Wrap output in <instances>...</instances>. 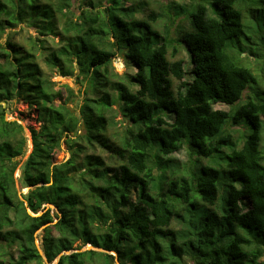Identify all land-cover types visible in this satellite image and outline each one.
Returning a JSON list of instances; mask_svg holds the SVG:
<instances>
[{
  "label": "trees",
  "instance_id": "1",
  "mask_svg": "<svg viewBox=\"0 0 264 264\" xmlns=\"http://www.w3.org/2000/svg\"><path fill=\"white\" fill-rule=\"evenodd\" d=\"M95 1L81 0L74 13L72 0H0V40L9 30L0 42V264H45L35 246L42 227L48 264L64 251L55 264H115L110 254L74 252L86 245L115 252L119 264H264V86L241 56L264 58V31L256 42L240 37L241 12L260 14L264 0H210L205 7L188 0L189 9H179L187 22L178 42L189 54L188 81L183 61L168 59L171 40L154 29L153 13L139 16L122 6L127 0ZM20 24L35 32L27 45L11 31ZM233 37H240L235 56L224 48ZM118 55L135 69L128 81L111 78ZM39 59L61 77L76 70L88 81L91 96L77 114ZM14 99L35 107L41 122L30 130L32 150L17 179L14 160L27 146L21 125L5 116ZM115 104L128 126L111 139ZM230 125L243 128L240 144ZM69 135V157L55 164ZM184 147L195 159L179 169L168 156Z\"/></svg>",
  "mask_w": 264,
  "mask_h": 264
},
{
  "label": "rangeland",
  "instance_id": "2",
  "mask_svg": "<svg viewBox=\"0 0 264 264\" xmlns=\"http://www.w3.org/2000/svg\"><path fill=\"white\" fill-rule=\"evenodd\" d=\"M73 1V7L71 10L74 13H77L81 5V0H72ZM96 2L95 0H93ZM257 1V0H255ZM258 3V2H257ZM200 5H203L204 7L208 4H210V0H202L199 2ZM260 4V2H259ZM191 3L188 0H127L124 1L122 6L123 7H131L134 6L137 10H139V16L147 17L149 14H154L156 16V21L154 24V29H156L162 36H169L168 38L171 40L172 47L169 49L168 53V59L170 61H176V60H182L183 61V67L186 72V76L184 80L188 81L191 79V64H190V58L188 51L183 43L178 42V36L186 30L187 28V22L185 19H183L184 14L181 15L179 13V9L182 8L184 10H188ZM193 10V9H192ZM191 10V11H192ZM208 12L210 13V8L208 7ZM242 14V22H243V34L242 36H251L252 40L255 42L260 38L261 31H264V11L258 14V12H254L250 9H245L241 12ZM16 35L14 36V39L23 45H27V37L28 36H35V32L33 28L27 27L26 24H20L13 30H11ZM9 32V30L5 29V34L3 35L0 42H4L6 38V34ZM259 36V37H258ZM240 37L236 38L233 37L230 40H228L225 43L224 48L228 51L229 54L233 55L236 52L239 54L240 51L238 50L240 47L239 39ZM58 42V38H47V44L49 46H55ZM239 42V43H238ZM255 46V45H254ZM236 51V52H235ZM171 54H175L172 56ZM235 54L233 56H235ZM241 56H243L244 61L243 65L244 68L251 71L252 75L255 77L257 81V85L264 86V58L261 57H255V56H247L245 55V52L241 53ZM263 58V60H262ZM40 66L42 67L43 71L45 72L46 76L50 78L52 82L55 83L54 89L59 90L62 92L64 98H67L69 95L70 102L67 103V106L69 108H72L76 114L78 113V106H80L85 98V94L87 93L89 96L90 94V85L88 84V81L83 80L81 77H78L77 71H74V74L72 76H66L61 77L58 75V73L49 70L43 63L42 60L39 59ZM112 68L113 71L111 73L112 80H117L120 78H124V80L128 81V77L133 75L135 72L134 67L131 64H127L122 56L118 55L114 59H112ZM177 82H174V87H176ZM63 86H67L71 90V94L65 91L63 89ZM62 89V90H61ZM246 95V93H245ZM245 97V96H244ZM240 101L233 104V107H239ZM75 108V109H74ZM118 105H113L112 110L108 112V116L110 119V127L107 130L106 136L110 137L112 139V136L114 133L121 132L124 130L128 123L122 118L120 112L118 111ZM216 110L221 111H228L230 110V107L223 104H217L213 106ZM77 110V111H76ZM5 116L7 120H13L16 122H20L21 127H25L29 132L30 130L39 131L41 122L38 120V112L35 109V107H29L27 103L23 102L21 99H14L9 107L8 110L5 112ZM165 119L168 121L172 120L171 114H165ZM264 121V116L262 117ZM242 125H244L245 133L248 135L250 133V127L247 123L244 124V122H241ZM228 131H232V138H234L238 144H240L241 132L243 131V128L239 125H230L228 126ZM24 137L26 138V146L27 150L29 148V140L26 134L24 133ZM75 139L74 136L69 135L68 138H64L60 144V148L58 150V153L55 156V164H59L63 161H65L69 157V149H68V140ZM78 142H81V140H78ZM240 146V145H239ZM86 153H94L97 155L102 156L105 160L108 158L103 152H101L98 149H94L91 147H86ZM264 151V133H263V147ZM27 153V152H26ZM26 156V154H25ZM25 156L22 158H17L14 161L17 163V169L14 173V177L17 179L20 175L19 168L21 164L25 160ZM168 158H171L176 164L179 165V169L182 168L183 165L186 167H190V164L195 158H190L187 155V150L184 147L179 152L168 156ZM107 161V160H106ZM112 161V160H111ZM111 163V162H110ZM178 167V166H177ZM184 167V166H183ZM169 171H175L176 167L169 168ZM170 173L167 172V175ZM27 192V189H24L20 192H18L19 196L21 197V194H25ZM132 196L135 199L136 198V190H132ZM22 198V197H21ZM49 209H53V207L46 206ZM243 209H246V204H244ZM55 222V220H54ZM41 238H42V228L36 232L35 234V242L37 243V246L41 245ZM79 243H75L74 247L78 246ZM41 249V248H40Z\"/></svg>",
  "mask_w": 264,
  "mask_h": 264
},
{
  "label": "water",
  "instance_id": "3",
  "mask_svg": "<svg viewBox=\"0 0 264 264\" xmlns=\"http://www.w3.org/2000/svg\"><path fill=\"white\" fill-rule=\"evenodd\" d=\"M0 104L2 105V107L5 106V104H4L3 102H1ZM17 123L20 124V122H17ZM22 128H23V131H24V133L26 134V136L28 137V140H29V141H28V142H29V148H28L27 153H26V156H25V159H26V158L28 157V155L31 153V150H32L31 133H30V132H29L24 126H23ZM24 161H25V160H24ZM19 197H20V196H19ZM20 199L23 200L21 197H20ZM25 205H26V203H25ZM47 206L52 207L51 205H47ZM28 213H29L30 215H32L29 211H28ZM43 228H44V227H42V229H43ZM35 246H36V249H37V251H38L40 257L43 259L44 263H45V264H48L47 261H46V259H45V256H44L42 250L39 248V246H37V243H36V242H35ZM85 250H93V251L100 252V253L110 254V255H112V256L115 258V259H114L115 264H119V262L117 261V255H116L115 252H113V251H109V250L107 251V250H104V249H101V248H96V247H93V246H91V245H86L84 248H82V249H80V250H75L74 252H83V251H85ZM66 254H69V252L64 251V252H62L59 256H57L55 263H57V261H58V259L60 258L61 255H66ZM55 263H54V264H55Z\"/></svg>",
  "mask_w": 264,
  "mask_h": 264
}]
</instances>
